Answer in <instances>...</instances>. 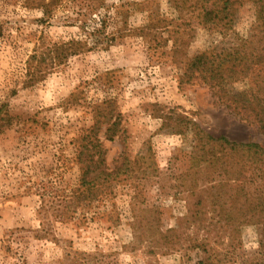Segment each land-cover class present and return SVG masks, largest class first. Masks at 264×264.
I'll list each match as a JSON object with an SVG mask.
<instances>
[{"label":"rangeland","instance_id":"1","mask_svg":"<svg viewBox=\"0 0 264 264\" xmlns=\"http://www.w3.org/2000/svg\"><path fill=\"white\" fill-rule=\"evenodd\" d=\"M195 2L61 0L46 15L25 0H0V264H264L262 225L240 226L236 243L228 233L217 240L190 229L170 248L144 241L151 231L138 229L134 215L148 207L154 221L159 211L157 229L166 232L187 214L185 196L173 187L187 168L195 125L177 124L173 115L169 125L163 114L187 116L217 138L264 146L260 127L235 115L209 85L181 83L189 59L229 49L235 32L247 35L264 18V0H246L233 31L204 28L199 10L190 8ZM74 42L83 47L73 49ZM250 88L248 79L229 86L234 95ZM97 105L121 113L126 130L114 142L101 133L109 164L126 153L159 176L149 171L142 181L116 183L115 195L73 220L47 217L39 190L54 189L65 172L76 182L79 170L68 168L69 160L95 124ZM48 222L52 236L45 237L38 231ZM203 238L209 255L197 245Z\"/></svg>","mask_w":264,"mask_h":264},{"label":"trees","instance_id":"2","mask_svg":"<svg viewBox=\"0 0 264 264\" xmlns=\"http://www.w3.org/2000/svg\"><path fill=\"white\" fill-rule=\"evenodd\" d=\"M25 1L34 8H41L46 15H51L61 3V0ZM172 1L177 6L188 5V0ZM245 1L196 0L190 8L199 10L200 24L204 28L224 25L227 31H233L237 14ZM234 35L229 49L223 52L208 50L189 59L181 83L197 79L209 85L220 102L235 115L259 126L264 133V18L254 24L247 35L237 32ZM71 45L75 50L80 49L77 45L83 47L77 42ZM247 79L251 81L250 90L232 94L229 86ZM4 108L0 110V118ZM96 108L95 124L82 133L76 154L69 160L68 168L74 165L79 170L76 182L68 183L65 172L58 178L54 189L49 191L44 184L39 190L42 198L40 212L47 217L73 220L80 209L115 195L113 188L116 183L125 179L142 181L149 171L159 176L158 168L152 164L144 168L126 153L116 160L114 166L109 164L108 149L100 135L104 131L105 139L114 142L117 137L125 135L126 130L121 126V113L105 114L100 105ZM172 115L176 117L177 124L195 125L191 126L187 168L180 173L173 187L177 195L185 196L187 214L180 217L178 228L164 232L157 229L161 224L160 217H157L159 211L154 221H150L145 214L148 207L140 206L134 213L138 229L148 227L151 231L143 232V240L173 248L182 242L188 230L195 229L197 234L204 232L208 237L214 235L217 240H222L228 233L236 243L240 226L259 224L264 228V146L255 142L237 143L224 136L214 137L181 114H163L169 125L173 123ZM5 117H10V112L7 111ZM8 122L11 124V118ZM46 225L50 226L51 222L44 223V229L38 233L43 231L45 237L52 236ZM209 244V238L197 239L198 247L206 255L210 253ZM232 248L235 250L237 247L232 244ZM261 251L264 254V242ZM213 263L211 259L210 264Z\"/></svg>","mask_w":264,"mask_h":264}]
</instances>
